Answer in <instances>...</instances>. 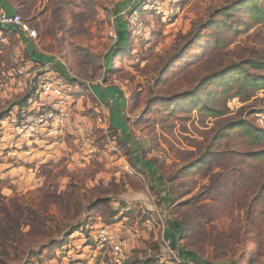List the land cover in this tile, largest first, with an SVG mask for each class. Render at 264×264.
I'll return each instance as SVG.
<instances>
[{"label": "rangeland", "instance_id": "obj_1", "mask_svg": "<svg viewBox=\"0 0 264 264\" xmlns=\"http://www.w3.org/2000/svg\"><path fill=\"white\" fill-rule=\"evenodd\" d=\"M8 1L36 39L0 30V264H111L100 227L123 264H264V0L152 1L126 35L127 0ZM39 57L69 113L26 145L12 123Z\"/></svg>", "mask_w": 264, "mask_h": 264}, {"label": "built area", "instance_id": "obj_2", "mask_svg": "<svg viewBox=\"0 0 264 264\" xmlns=\"http://www.w3.org/2000/svg\"><path fill=\"white\" fill-rule=\"evenodd\" d=\"M131 5L127 8L130 11L129 18L124 16L128 24V33L138 31L144 27L139 18L137 9L148 8L150 2L158 0H127ZM139 1V4H137ZM144 6V7H143ZM3 28L12 29L23 34L26 38L34 41L36 32L31 30L17 14L8 15L0 11V30ZM113 38H116L114 35ZM40 65L36 62L37 71L31 73L30 96L26 100L23 109L17 112L13 120L12 137L17 143L31 145L33 143L47 142L63 136L67 126L68 117V96L66 95L67 84L65 74L54 66ZM51 67V68H50ZM19 75H24L25 70L19 69ZM91 243L97 244L100 248L110 246V263L123 264L126 260L121 242L106 227L96 229V234L91 237Z\"/></svg>", "mask_w": 264, "mask_h": 264}, {"label": "crops", "instance_id": "obj_3", "mask_svg": "<svg viewBox=\"0 0 264 264\" xmlns=\"http://www.w3.org/2000/svg\"><path fill=\"white\" fill-rule=\"evenodd\" d=\"M127 4L122 5V7H126ZM0 11L5 12L8 15L16 14L14 6L8 1V0H0ZM120 11V10H118ZM118 28L120 30H124L126 28V23L121 22L120 25L118 24ZM31 49V45H29ZM42 61L51 62L49 60H46L47 58L39 57ZM99 92H97L99 98L101 100L107 101V103H110V109L108 113L109 122L111 123L112 127L115 128L120 135L126 140L129 141L130 139V132L127 128V125L124 120L123 115V109L125 105V97L124 94L118 90V89H106L104 92H102L100 89ZM109 101V102H108ZM142 147V146H141ZM140 147V149H141ZM135 162H140L138 157L135 156Z\"/></svg>", "mask_w": 264, "mask_h": 264}, {"label": "trees", "instance_id": "obj_4", "mask_svg": "<svg viewBox=\"0 0 264 264\" xmlns=\"http://www.w3.org/2000/svg\"><path fill=\"white\" fill-rule=\"evenodd\" d=\"M253 9L255 10L252 11L251 16L253 18H257L256 21L258 23H261V22L264 23V7L260 8V7L255 6ZM122 32H123V35L127 34V32L124 30ZM260 133L263 135V138H264V131H260ZM184 257H185L184 259H188V256L187 257L184 256Z\"/></svg>", "mask_w": 264, "mask_h": 264}]
</instances>
